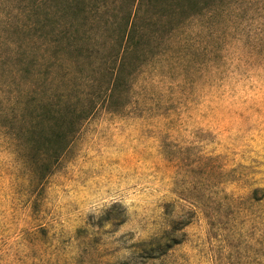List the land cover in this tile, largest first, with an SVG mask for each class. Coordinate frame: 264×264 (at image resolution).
<instances>
[{
	"label": "rangeland",
	"instance_id": "rangeland-1",
	"mask_svg": "<svg viewBox=\"0 0 264 264\" xmlns=\"http://www.w3.org/2000/svg\"><path fill=\"white\" fill-rule=\"evenodd\" d=\"M125 262L264 264V0H0V264Z\"/></svg>",
	"mask_w": 264,
	"mask_h": 264
},
{
	"label": "trees",
	"instance_id": "trees-1",
	"mask_svg": "<svg viewBox=\"0 0 264 264\" xmlns=\"http://www.w3.org/2000/svg\"><path fill=\"white\" fill-rule=\"evenodd\" d=\"M76 9L78 11L84 10L78 4L76 5L68 4L66 8V12L73 10L72 12L74 14L77 13V11H75ZM56 27L57 25L53 26L49 37L50 38L49 44H47V46L44 47L43 52L48 56V58H46L42 54V57L46 59L44 63L47 62L48 67H50L52 64H56L60 59L57 53L59 46L58 41L63 29L61 30L58 29L59 32L54 33V31L57 30ZM136 30L138 29L135 27L134 21L131 22L129 21V19H127L124 23H122L121 30H119L118 39H117V42H119L118 46L120 47V50H118V54H120L121 57L119 59L121 65L124 63L126 59V53L132 49V43L135 42L133 41V39L136 37ZM33 61L36 62L37 60H33ZM44 109L45 111H43L42 114L47 118L55 117V116L58 118L54 122L55 125L53 124V127H51V131H52L51 135L46 136L47 137L46 142L49 146H51L50 145L52 144L51 142H56L59 147L58 149H60V151H63L67 147L72 135L75 132L77 119L80 118V116L85 117L86 114H88L89 109L83 110L81 115L75 114L73 108L64 107L62 104L59 106L53 104L52 106L48 103L44 107ZM123 264H133V263L125 262Z\"/></svg>",
	"mask_w": 264,
	"mask_h": 264
}]
</instances>
